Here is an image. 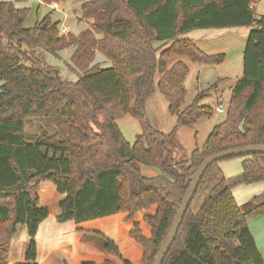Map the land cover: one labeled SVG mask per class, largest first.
Returning <instances> with one entry per match:
<instances>
[{
  "label": "trees",
  "instance_id": "16d2710c",
  "mask_svg": "<svg viewBox=\"0 0 264 264\" xmlns=\"http://www.w3.org/2000/svg\"><path fill=\"white\" fill-rule=\"evenodd\" d=\"M30 11L12 0L0 2V264H40L36 237L50 215L49 207L40 205L43 182L64 195L60 223L127 213L134 219L130 238L143 248L142 264H153L201 163L222 150L264 145V15L257 14L254 0H86L81 11L93 19L89 27L62 34L52 11L25 26ZM233 27L251 31L243 76L232 89L226 118L214 126L203 148L177 161L169 143L178 126L194 127L215 113L212 104H201L209 90L183 107L190 71L183 58L209 65L226 58L206 53L184 35ZM68 48H74L75 81L66 80L46 59ZM98 51L110 65L96 62ZM157 90L177 118L170 133L149 120L147 102ZM126 115L142 126L134 143L117 123ZM33 116H53L54 129L29 133L26 119ZM261 154L231 156L208 167L162 264H264L249 227L252 218L264 215V190L244 205L234 194L240 185L264 182ZM233 158L243 159L242 170L227 176L220 163ZM141 164L157 168L158 174L145 175ZM216 173L220 180L196 210V199ZM153 209L144 216L147 236L135 217ZM19 225L27 226L30 242L25 261L10 263V239ZM85 236L119 262L82 264H134L102 232L90 230Z\"/></svg>",
  "mask_w": 264,
  "mask_h": 264
},
{
  "label": "rangeland",
  "instance_id": "374dc122",
  "mask_svg": "<svg viewBox=\"0 0 264 264\" xmlns=\"http://www.w3.org/2000/svg\"><path fill=\"white\" fill-rule=\"evenodd\" d=\"M14 1L19 4H27V6L31 8L25 22V26L27 27L33 26L36 22L41 21L42 18L51 11L53 13V20L60 21L59 27L62 34H67L69 32L79 34L81 30L89 27L90 22L93 20L92 18L89 19L82 14L81 5L82 2L86 0H64L61 3H53L51 5L43 3L39 4L35 0ZM261 8L264 10V2L260 4L259 10H261ZM191 32L192 33L188 36L196 37L197 40L200 41L199 44L202 48L205 46L202 41L203 39H201L202 36L212 35L215 37L213 40L215 47L209 48L207 46L205 49L211 50V53L224 52L226 58L224 62L216 65L193 62L186 57L183 58L187 60L190 68L189 75L185 82L187 95L183 107L189 105L197 96L199 91L209 90L208 95L201 102V104H212L215 108V113L211 118L200 119L194 127L184 125L178 126V129L169 143V148L172 150L177 161L189 160L195 148H203L204 143L214 126L226 118L228 102L232 93L231 88L243 76L244 49L248 34L250 33L247 31V27H233L228 29H196ZM73 51L74 48H68L59 51L57 55H46L48 63L55 65L59 69L61 75L69 81L77 80L79 75L78 72L70 66L73 65L71 61ZM102 57H105V55L98 51L96 55V62H100L103 67H106L107 65L103 62ZM226 77H228V80ZM214 84L216 85L214 86ZM147 109L149 120L155 128L165 133L173 131L177 125V118L175 115L170 113L169 102L164 94L157 90V92L148 99ZM98 117L101 121L104 118L102 113H98ZM54 120L55 118L53 116L29 117L26 119V130L31 134L40 133L41 128H45L49 131L53 130V125H55V123H53ZM117 123L126 139L131 143H134L136 136L142 132V126L139 120L131 115L119 118ZM259 158L261 163L264 165V154H261ZM140 166L143 173L147 176L158 174V169L155 167L145 164H141ZM220 178L221 175L217 173L214 174L205 191L196 199L194 204L196 210L200 209L204 200L210 193V190L217 184ZM42 195L43 200L41 198V194L39 197L41 198L43 205H50L53 208L56 206L60 197L57 196L55 191L51 188H47ZM249 222L257 237L259 236L258 230L260 233L264 234V228H260L264 224V215L256 216ZM259 244L261 246L263 244L264 249V242L260 241Z\"/></svg>",
  "mask_w": 264,
  "mask_h": 264
},
{
  "label": "crops",
  "instance_id": "0c3cea01",
  "mask_svg": "<svg viewBox=\"0 0 264 264\" xmlns=\"http://www.w3.org/2000/svg\"><path fill=\"white\" fill-rule=\"evenodd\" d=\"M5 1V0H4ZM7 1V0H6ZM14 1V0H12ZM18 1V0H17ZM26 1V0H25ZM37 3H43L41 0H35ZM255 10L259 16L264 15V10L261 8L259 10L260 4L264 0H254ZM1 2V1H0ZM15 2V1H14ZM17 7H28L24 3H15ZM29 8V7H28ZM228 29V28H227ZM248 33L251 31L247 28ZM204 32V31H203ZM192 32L184 35V37L192 38L198 44V46L203 50L207 51L208 54H218L211 53V50H206L205 47L213 48L215 43L212 35L202 36L204 48L200 46V41L196 37H190ZM200 39V40H201ZM224 53V52H219ZM225 54V53H224ZM103 62L108 66L110 61L105 57H102ZM187 62L186 59H184ZM189 65V63L187 62ZM228 80V77H226ZM232 86L231 89H233ZM232 92V90H231ZM220 108V107H218ZM243 159H233L227 160L220 163L222 171L227 176L235 175L242 170ZM47 188H51L55 191L59 200L56 206L53 208L47 205L50 209L49 217L40 225L39 231L37 233V249H38V262L40 264H82L84 261H94L97 263H103L108 259H117L111 257L99 244L95 238H88L85 236L86 231L95 230L102 232L106 236L115 240L118 244L123 257L129 259L134 264H142L143 260V248L137 244L134 240L130 238V230L133 227L134 219H129L127 213L117 214L109 217L100 218L97 220H92L84 222L82 224H76L74 221H67L60 223L57 221V215L59 213V203L64 199V195L57 191L56 186L51 182H43L40 185L39 195L43 200L42 193L45 192ZM44 190V191H43ZM264 190V182H257L250 185H240L234 189L235 197L239 204L244 205L247 203L254 195L261 193ZM40 198V205H43ZM155 209L152 211H143L135 217L142 224V229L145 235L150 236V227L143 221V218L148 213H154ZM255 218V217H254ZM253 219V218H252ZM251 219V220H252ZM250 223V222H249ZM249 227L257 241V244L264 256L263 244H259L260 241L264 242V234L259 233L256 236L252 226ZM261 229L264 228V224ZM259 229V228H258ZM30 242L29 233L26 225H19L17 232L10 239V252H9V262L17 263L24 262L25 253Z\"/></svg>",
  "mask_w": 264,
  "mask_h": 264
},
{
  "label": "water",
  "instance_id": "95a60500",
  "mask_svg": "<svg viewBox=\"0 0 264 264\" xmlns=\"http://www.w3.org/2000/svg\"><path fill=\"white\" fill-rule=\"evenodd\" d=\"M253 153H264V145L262 144H253V145H245V146H238L233 147L230 149L222 150L219 152H216L210 156H208L199 166L196 173L192 176L191 182L189 185V188L187 190L186 196L184 197L180 207L178 214L174 220V223L172 225V228L161 246V249L153 262V264H162V261L164 260L168 250L170 249L171 245L173 244V241L178 233V230L182 224L183 218L186 214V211L195 195V192L198 188V185L204 175V173L207 171L208 167L212 165L214 162L222 160L227 157L231 156H238V155H245V154H253Z\"/></svg>",
  "mask_w": 264,
  "mask_h": 264
}]
</instances>
